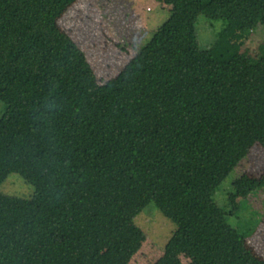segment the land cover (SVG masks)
Masks as SVG:
<instances>
[{
    "label": "trees",
    "instance_id": "1",
    "mask_svg": "<svg viewBox=\"0 0 264 264\" xmlns=\"http://www.w3.org/2000/svg\"><path fill=\"white\" fill-rule=\"evenodd\" d=\"M76 1L0 0V264H130L151 205L175 226L156 264H264L252 226L228 222L264 176L237 180L229 211L213 203L264 147V58L202 50L194 28L264 27V0H166L171 20L106 84L58 24ZM11 175L29 196L3 192Z\"/></svg>",
    "mask_w": 264,
    "mask_h": 264
},
{
    "label": "rangeland",
    "instance_id": "2",
    "mask_svg": "<svg viewBox=\"0 0 264 264\" xmlns=\"http://www.w3.org/2000/svg\"><path fill=\"white\" fill-rule=\"evenodd\" d=\"M172 17V7L166 0H78L58 21L61 29L73 40L92 66L97 84L115 79L122 69L151 41L154 34ZM194 28L198 45L202 50L228 49L250 63L264 58V27L241 32L230 28L225 20H210L197 16ZM6 106L0 101V120ZM264 176V147L252 146L248 156L215 190L213 203L220 209L230 210L229 195L234 184L242 176ZM10 196L25 198L32 187L16 175H11L2 188ZM145 236L140 249L130 264H156L175 230L174 224L154 206H149L136 219ZM236 229L254 232L248 237V245L256 254L264 257V189L248 198L239 213L228 217ZM116 226L100 233L96 239L99 251H106L122 231ZM251 232V233H252ZM181 259L188 263L189 256Z\"/></svg>",
    "mask_w": 264,
    "mask_h": 264
}]
</instances>
